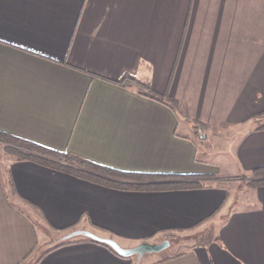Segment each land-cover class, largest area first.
Listing matches in <instances>:
<instances>
[{
    "label": "crops",
    "instance_id": "obj_1",
    "mask_svg": "<svg viewBox=\"0 0 264 264\" xmlns=\"http://www.w3.org/2000/svg\"><path fill=\"white\" fill-rule=\"evenodd\" d=\"M138 82L168 94L180 116ZM263 125L264 0H0V132L201 183L117 189L3 152L0 264H136L84 237L36 259L71 228L123 248L191 239L139 264H264V185L246 183L264 168Z\"/></svg>",
    "mask_w": 264,
    "mask_h": 264
},
{
    "label": "trees",
    "instance_id": "obj_2",
    "mask_svg": "<svg viewBox=\"0 0 264 264\" xmlns=\"http://www.w3.org/2000/svg\"><path fill=\"white\" fill-rule=\"evenodd\" d=\"M124 80L133 81L132 78L125 76L121 82H119L123 83ZM137 85L140 87L139 93L141 95L169 107L177 117L180 116L177 103L168 94L155 93L147 84L138 82ZM189 125L194 130H202V126L199 123L189 122ZM262 127H264V125ZM0 143L3 145V152L16 160H31L51 169L63 171L75 177L107 187L125 190H169L193 188L201 185L199 181L200 177L194 175L125 172L89 162L67 152L50 150L4 132H0ZM246 183L252 186L264 185V168L253 170L251 178L246 180ZM75 230L77 229L71 228L66 230L58 241L51 243L42 250L38 249L36 259L60 245L80 239L74 236L68 237V235ZM85 239L93 241L91 239Z\"/></svg>",
    "mask_w": 264,
    "mask_h": 264
},
{
    "label": "water",
    "instance_id": "obj_3",
    "mask_svg": "<svg viewBox=\"0 0 264 264\" xmlns=\"http://www.w3.org/2000/svg\"><path fill=\"white\" fill-rule=\"evenodd\" d=\"M84 237L93 241L103 243L111 248L117 255L121 257H135L136 264H139L144 254L159 253L169 247V241L164 239L158 243L140 242L132 248H123L111 238L100 237L87 230H75L68 237Z\"/></svg>",
    "mask_w": 264,
    "mask_h": 264
},
{
    "label": "rangeland",
    "instance_id": "obj_4",
    "mask_svg": "<svg viewBox=\"0 0 264 264\" xmlns=\"http://www.w3.org/2000/svg\"><path fill=\"white\" fill-rule=\"evenodd\" d=\"M198 137H201V136H197L198 143L201 141L200 144H202L203 146L208 147L209 150L211 149L212 151H216V147L213 146L214 145L213 144L214 140H213L212 137L210 139L208 138V140L207 139H205V140L200 139L199 140ZM2 146H3L2 143H0V156H1V154H3ZM212 155H213V153L210 152V154L206 155V158L211 159V158L214 157ZM221 157H222V155H221ZM223 174L228 176L232 180H234L235 177L239 176L238 172H233V171H230L228 173H226V171H224ZM221 184L224 185V186L232 187V186H234V185H236L238 183L237 182L223 181ZM188 234H190V233H188ZM62 235H63V233L59 234V236H58L57 233H55L54 236L51 237L52 240L49 243V245L51 243L55 242V241H58L61 238ZM179 236H180V238H178L177 236H174L175 238L171 237V240L174 243V245L171 244L168 248H166L165 250L159 252V253H161L160 256H166V255H171V254H174V253H180V252H183L186 249L187 245L190 244V240L191 239L187 235L181 234ZM175 243L177 245H175Z\"/></svg>",
    "mask_w": 264,
    "mask_h": 264
}]
</instances>
